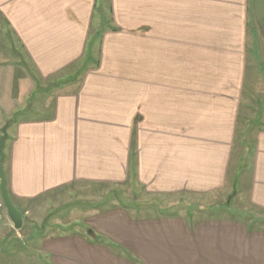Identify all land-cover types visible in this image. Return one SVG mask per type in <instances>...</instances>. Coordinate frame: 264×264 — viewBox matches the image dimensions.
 <instances>
[{
  "label": "crops",
  "instance_id": "1",
  "mask_svg": "<svg viewBox=\"0 0 264 264\" xmlns=\"http://www.w3.org/2000/svg\"><path fill=\"white\" fill-rule=\"evenodd\" d=\"M257 76L264 0H0L9 192L27 213L76 183L221 190ZM253 152L248 195L264 209V120ZM70 212L36 239L47 264H264V227L239 217Z\"/></svg>",
  "mask_w": 264,
  "mask_h": 264
},
{
  "label": "rangeland",
  "instance_id": "2",
  "mask_svg": "<svg viewBox=\"0 0 264 264\" xmlns=\"http://www.w3.org/2000/svg\"><path fill=\"white\" fill-rule=\"evenodd\" d=\"M256 79L259 80V88L250 89L243 98L225 188L210 193H158L147 189L136 179L126 183L72 184L43 195L35 203L26 204L29 211L24 213V228L15 229L7 214L0 224V257L28 254L31 260L26 264H47L45 256L38 250L37 237L49 233L58 226V221L59 224L72 221V207L82 203L91 210L124 205L141 215L184 214L193 219L239 217L251 227L263 228L264 209L253 204L248 195L255 134L264 120V81L259 76ZM43 226H46L45 230L40 231Z\"/></svg>",
  "mask_w": 264,
  "mask_h": 264
},
{
  "label": "water",
  "instance_id": "3",
  "mask_svg": "<svg viewBox=\"0 0 264 264\" xmlns=\"http://www.w3.org/2000/svg\"><path fill=\"white\" fill-rule=\"evenodd\" d=\"M8 123L3 126L0 137V190L5 201L7 214L15 229H21L24 224V212L14 202L8 188L7 176L4 168L5 151L4 146L8 137Z\"/></svg>",
  "mask_w": 264,
  "mask_h": 264
},
{
  "label": "built area",
  "instance_id": "4",
  "mask_svg": "<svg viewBox=\"0 0 264 264\" xmlns=\"http://www.w3.org/2000/svg\"><path fill=\"white\" fill-rule=\"evenodd\" d=\"M6 217H7V209L0 190V224L4 222Z\"/></svg>",
  "mask_w": 264,
  "mask_h": 264
},
{
  "label": "trees",
  "instance_id": "5",
  "mask_svg": "<svg viewBox=\"0 0 264 264\" xmlns=\"http://www.w3.org/2000/svg\"><path fill=\"white\" fill-rule=\"evenodd\" d=\"M132 258H134V257L132 256Z\"/></svg>",
  "mask_w": 264,
  "mask_h": 264
}]
</instances>
